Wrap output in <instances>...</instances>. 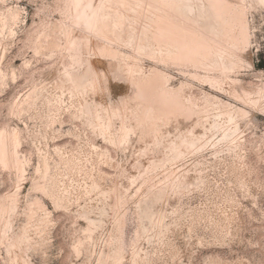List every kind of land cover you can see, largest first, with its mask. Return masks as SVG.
Returning a JSON list of instances; mask_svg holds the SVG:
<instances>
[{
  "label": "rangeland",
  "instance_id": "rangeland-1",
  "mask_svg": "<svg viewBox=\"0 0 264 264\" xmlns=\"http://www.w3.org/2000/svg\"><path fill=\"white\" fill-rule=\"evenodd\" d=\"M0 264H264V0H0Z\"/></svg>",
  "mask_w": 264,
  "mask_h": 264
}]
</instances>
